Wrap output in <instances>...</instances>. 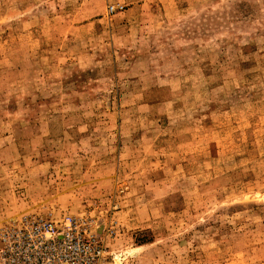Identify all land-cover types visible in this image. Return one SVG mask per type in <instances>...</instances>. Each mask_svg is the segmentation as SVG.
<instances>
[{
    "label": "rangeland",
    "instance_id": "obj_1",
    "mask_svg": "<svg viewBox=\"0 0 264 264\" xmlns=\"http://www.w3.org/2000/svg\"><path fill=\"white\" fill-rule=\"evenodd\" d=\"M26 213L102 264H264V0H0V226Z\"/></svg>",
    "mask_w": 264,
    "mask_h": 264
},
{
    "label": "built area",
    "instance_id": "obj_2",
    "mask_svg": "<svg viewBox=\"0 0 264 264\" xmlns=\"http://www.w3.org/2000/svg\"><path fill=\"white\" fill-rule=\"evenodd\" d=\"M106 248L104 236L66 215L26 213L0 226V264H102Z\"/></svg>",
    "mask_w": 264,
    "mask_h": 264
}]
</instances>
